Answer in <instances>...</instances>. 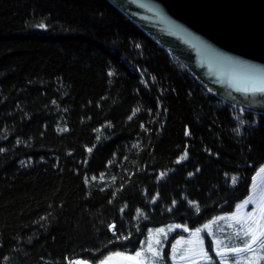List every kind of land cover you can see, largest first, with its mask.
<instances>
[{"label": "trees", "instance_id": "1", "mask_svg": "<svg viewBox=\"0 0 264 264\" xmlns=\"http://www.w3.org/2000/svg\"><path fill=\"white\" fill-rule=\"evenodd\" d=\"M0 149V264H96L231 211L264 163V113L109 0H0Z\"/></svg>", "mask_w": 264, "mask_h": 264}, {"label": "water", "instance_id": "2", "mask_svg": "<svg viewBox=\"0 0 264 264\" xmlns=\"http://www.w3.org/2000/svg\"><path fill=\"white\" fill-rule=\"evenodd\" d=\"M211 93L264 113V94L238 87L264 77V0H109Z\"/></svg>", "mask_w": 264, "mask_h": 264}, {"label": "rangeland", "instance_id": "3", "mask_svg": "<svg viewBox=\"0 0 264 264\" xmlns=\"http://www.w3.org/2000/svg\"><path fill=\"white\" fill-rule=\"evenodd\" d=\"M262 166L264 163L252 175L247 195L238 201L231 211L214 215L193 228L174 222L149 228L136 251L111 252L102 261H106V264H137V261H140V264H220V259L215 252L217 247L243 248L249 239L245 236L244 229L238 220L245 219L255 205L250 203L239 209L237 205L242 204L249 196L255 200L256 205L264 203ZM185 228L188 230L185 231ZM157 229H163V231L157 232ZM196 229H200V232L194 236L193 232ZM173 245H175V253H173ZM150 247L152 251L149 250ZM200 248L207 253V257L197 255ZM253 248L255 251H246L239 255L228 253L224 264H250L251 261L264 264V260L258 259L264 257V249L260 248L259 242L253 245ZM137 252L141 253L139 257L136 255ZM153 252H158L159 256L154 257ZM96 264H101V261Z\"/></svg>", "mask_w": 264, "mask_h": 264}, {"label": "snow or ice", "instance_id": "4", "mask_svg": "<svg viewBox=\"0 0 264 264\" xmlns=\"http://www.w3.org/2000/svg\"><path fill=\"white\" fill-rule=\"evenodd\" d=\"M40 28H44V24L39 25ZM109 75L111 76L112 73L109 72ZM238 90L248 94H264V77H252L250 78L246 83H243L238 87ZM244 120H240V124H244ZM237 132V135L240 134V129H235ZM188 131L186 130L185 135H188ZM0 151H3V149H0ZM261 171H264V166L261 167ZM236 178L233 177V181L235 182ZM175 203V202H174ZM254 204L253 211L247 214V217L242 220H238V222L241 224L242 229H244V234L246 237H249L247 243L244 245L243 248H237V247H226L221 248L217 247L215 249L216 256L220 259V264H224L225 259L227 258L228 253H235L237 255L246 252V251H255L253 248V245L257 244L259 242L260 248L264 249V203H261L259 205H256L255 200L249 196L246 198L242 204L237 205V208L239 209L242 206H246L248 204ZM236 215V214H234ZM254 226V227H253ZM176 227H180L179 225H176ZM207 227V225H205ZM188 229L185 228V231ZM151 231V230H150ZM157 232H162L163 229H157ZM200 232V229H196L195 232H193V235L196 236ZM126 239V238H125ZM150 251H152L151 247L149 248ZM173 253H175V245H173ZM137 257L141 255L140 252L136 253ZM197 255L207 257V253L204 252L202 248L199 249L197 252ZM154 257H158V252H153ZM174 258V256H173ZM258 259L264 260V257H259ZM71 264H87V261H81L76 260L71 262ZM101 264H106V261H101ZM137 264H140V261H137ZM250 264H256L255 261H251Z\"/></svg>", "mask_w": 264, "mask_h": 264}, {"label": "bare ground", "instance_id": "5", "mask_svg": "<svg viewBox=\"0 0 264 264\" xmlns=\"http://www.w3.org/2000/svg\"><path fill=\"white\" fill-rule=\"evenodd\" d=\"M77 260H80V259H77ZM81 261H84V260H81ZM87 263H90V262L87 261Z\"/></svg>", "mask_w": 264, "mask_h": 264}]
</instances>
